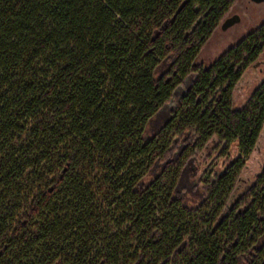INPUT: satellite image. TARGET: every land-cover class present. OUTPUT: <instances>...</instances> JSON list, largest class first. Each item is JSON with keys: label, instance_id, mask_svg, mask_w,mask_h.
<instances>
[{"label": "trees", "instance_id": "16d2710c", "mask_svg": "<svg viewBox=\"0 0 264 264\" xmlns=\"http://www.w3.org/2000/svg\"><path fill=\"white\" fill-rule=\"evenodd\" d=\"M238 0H0V264H264V24Z\"/></svg>", "mask_w": 264, "mask_h": 264}, {"label": "rangeland", "instance_id": "374dc122", "mask_svg": "<svg viewBox=\"0 0 264 264\" xmlns=\"http://www.w3.org/2000/svg\"><path fill=\"white\" fill-rule=\"evenodd\" d=\"M246 0H238L233 6L232 13H238L240 15V21L234 23L226 30H222L220 27L215 30L211 36L209 42L203 48L198 56V60L202 62H209L215 59L219 54L224 52L227 48L237 43L248 32L252 31L255 26L264 19V15H254L253 18H248L243 13L247 11L245 8ZM256 6H252L251 10L255 12ZM260 64L256 67L249 66L246 70L247 74L245 82L238 85L233 93V105L236 107L242 106L253 89L258 84V81L264 77V52L260 55ZM264 163V132L261 134L258 148L255 150L246 167L243 175L249 177L259 170L260 163Z\"/></svg>", "mask_w": 264, "mask_h": 264}, {"label": "flooded vegetation", "instance_id": "af4514ba", "mask_svg": "<svg viewBox=\"0 0 264 264\" xmlns=\"http://www.w3.org/2000/svg\"><path fill=\"white\" fill-rule=\"evenodd\" d=\"M245 8L247 9V11H245L243 13V15H245L248 18H253L254 15H264V0L260 1V2H255L253 0H246V4L244 5ZM252 6H256L255 12L253 10H251ZM264 24V19L262 21H260L254 29H256L257 27H260ZM253 29V30H254ZM263 62V61H262ZM261 63V62H260ZM259 63V64H260Z\"/></svg>", "mask_w": 264, "mask_h": 264}, {"label": "water", "instance_id": "95a60500", "mask_svg": "<svg viewBox=\"0 0 264 264\" xmlns=\"http://www.w3.org/2000/svg\"><path fill=\"white\" fill-rule=\"evenodd\" d=\"M255 2H260L263 0H253ZM240 15L238 13H232L229 16H227L221 23L220 28L222 30H226L227 28H229L231 25H233L236 22L240 21Z\"/></svg>", "mask_w": 264, "mask_h": 264}]
</instances>
